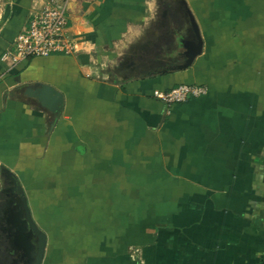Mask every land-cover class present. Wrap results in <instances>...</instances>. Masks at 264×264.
I'll return each instance as SVG.
<instances>
[{
  "label": "crops",
  "instance_id": "0c3cea01",
  "mask_svg": "<svg viewBox=\"0 0 264 264\" xmlns=\"http://www.w3.org/2000/svg\"><path fill=\"white\" fill-rule=\"evenodd\" d=\"M0 1V166L42 264H264V0H69L80 51L16 64L2 55L46 0ZM185 8L202 48L173 71L195 43ZM123 55L164 68L102 72ZM35 84L62 94L58 117L24 95ZM178 85L207 92L153 98Z\"/></svg>",
  "mask_w": 264,
  "mask_h": 264
},
{
  "label": "built area",
  "instance_id": "2783aa9c",
  "mask_svg": "<svg viewBox=\"0 0 264 264\" xmlns=\"http://www.w3.org/2000/svg\"><path fill=\"white\" fill-rule=\"evenodd\" d=\"M68 1L46 0L42 9L32 10L27 24L13 42L14 53L5 51L2 59L16 64L34 58L71 56L79 52V45L68 36ZM206 92L203 86L178 85L167 92L154 91L153 98L172 106L201 98Z\"/></svg>",
  "mask_w": 264,
  "mask_h": 264
},
{
  "label": "water",
  "instance_id": "95a60500",
  "mask_svg": "<svg viewBox=\"0 0 264 264\" xmlns=\"http://www.w3.org/2000/svg\"><path fill=\"white\" fill-rule=\"evenodd\" d=\"M182 3L184 5L183 1ZM186 12L194 31L195 43L187 47L186 62L176 66L173 71L189 68L202 48L197 25L188 9ZM24 95L35 99L42 108L55 117H58L62 111L63 96L51 86L35 84L28 87ZM1 182H3L4 188L1 189L0 194L11 198L9 224L13 230L11 234L13 246L22 253L23 264H42L46 248V235L32 218L23 188L16 176L3 166H0V187Z\"/></svg>",
  "mask_w": 264,
  "mask_h": 264
},
{
  "label": "flooded vegetation",
  "instance_id": "af4514ba",
  "mask_svg": "<svg viewBox=\"0 0 264 264\" xmlns=\"http://www.w3.org/2000/svg\"><path fill=\"white\" fill-rule=\"evenodd\" d=\"M8 200L3 203V210L1 213L0 209V255H4L5 253L10 252V257L5 258L2 264H23L21 261V252L15 249L12 243V228L9 224V207L11 204V198L7 197ZM4 257V256H3ZM2 257V258H3ZM0 264H1V256H0Z\"/></svg>",
  "mask_w": 264,
  "mask_h": 264
},
{
  "label": "rangeland",
  "instance_id": "374dc122",
  "mask_svg": "<svg viewBox=\"0 0 264 264\" xmlns=\"http://www.w3.org/2000/svg\"><path fill=\"white\" fill-rule=\"evenodd\" d=\"M1 6V1H0ZM119 57V56H118ZM128 56L123 55V60L120 62L117 60H109L106 59L105 63L101 64L102 72L108 73L110 75L111 79H117V78H126L128 76L136 75V72H139L140 70L144 71H150L152 69H162L164 66L159 67H145V66H139L138 63L133 62L132 60L128 59ZM119 62V63H118Z\"/></svg>",
  "mask_w": 264,
  "mask_h": 264
}]
</instances>
